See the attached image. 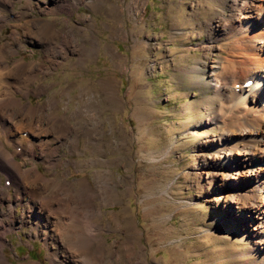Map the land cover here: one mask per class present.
Listing matches in <instances>:
<instances>
[{
  "label": "rangeland",
  "instance_id": "1",
  "mask_svg": "<svg viewBox=\"0 0 264 264\" xmlns=\"http://www.w3.org/2000/svg\"><path fill=\"white\" fill-rule=\"evenodd\" d=\"M42 2L50 8L59 4ZM72 2L67 0L68 10L54 9L56 14L49 15L27 7L24 0L0 6V46L9 41L12 30L24 45L4 62L11 67L15 59H22L34 70L30 74L35 80L29 84L21 82V73H13L18 85L11 88L12 97L29 107L42 125L50 127L54 119L49 117L67 120L62 128L69 132L73 125L77 134L73 145L67 139L53 140L49 129L44 138L58 146L53 166L41 161L44 146L32 150L33 162L29 143L23 142L13 157L19 169L34 163L43 180L58 182L60 191L75 202L67 206L60 195L61 211L69 214L74 208L79 222L87 219L84 214L97 212L92 223L100 227L101 238L92 254L101 264L251 262L254 256L247 250L241 223L232 220L237 213L217 202L220 190L214 188L212 166L218 158L213 145L225 128H233L229 129L231 123L206 121L221 102L213 100L210 67L222 62L228 47L227 34L209 35V22L217 24L220 17L226 22L225 0ZM15 19L34 24L44 20L66 45L75 38L67 60L57 57L60 63L54 66L50 64L56 57L42 59L40 46L24 41L22 24ZM51 34L43 36V44ZM190 67L198 73L189 72ZM0 93L6 95L7 89L1 87ZM10 108L19 115L18 107ZM74 112L76 118L69 119ZM3 119L11 126V136L24 134L13 127L16 121ZM0 140L4 142L2 136ZM4 151L12 154L14 149L5 146ZM9 183L0 170V220L16 203ZM24 215L27 212L18 204L5 221L16 225ZM31 235L28 222L5 235L7 264H73ZM49 253L58 258L49 259Z\"/></svg>",
  "mask_w": 264,
  "mask_h": 264
},
{
  "label": "bare ground",
  "instance_id": "2",
  "mask_svg": "<svg viewBox=\"0 0 264 264\" xmlns=\"http://www.w3.org/2000/svg\"><path fill=\"white\" fill-rule=\"evenodd\" d=\"M7 1L10 3L12 0ZM7 1L0 0V6L3 7ZM42 1L24 0L27 7L44 15L56 14L55 11L60 8L68 10L67 0H59V4H53L51 8L44 6ZM77 4V0H73L72 5ZM225 5L229 12L226 22L222 17L217 18V24L209 22V35L215 36L218 31L227 34L225 45L228 47L222 62L216 61L210 67L208 83L213 100L217 97L221 102L217 105V110L207 116L206 121L218 126L231 123L229 129H233L229 131L225 128V133L220 134L213 145L218 158L217 163L212 166L214 188L220 190L217 202L229 213L235 209L236 219L234 217L232 220L237 224L241 223L249 245L247 250L254 256L251 262L241 261L240 264H264V0H225ZM3 20L0 14V23ZM15 20L14 23L21 22L19 19ZM32 22L29 20L20 23L24 41H31L37 47L40 46L42 59L46 58L49 62L50 57H56L55 62L50 65L55 66L60 63L59 60H67L68 53L72 52L75 45V38H69L66 45L63 42L64 37L53 26H44L45 21L42 19L37 22L39 24ZM50 31L51 35H54L43 44V36ZM9 37V41L0 46V88L7 89V96L0 93V136L4 140H0V170L6 180H10L9 186L14 189L16 203L7 208L10 215L6 214V217L0 220V264H7L3 256L5 235L19 230L27 222L32 238L39 239L48 251L54 247L55 253L61 251L73 264H101L97 254H92L101 238L100 227L92 223L97 212L91 216L84 214L87 219L83 222L76 219L74 208L69 210V214L62 212L60 195L65 197L67 206L74 205L75 202L71 200L73 196H65L60 191L58 182L52 185L50 181L43 180V175L37 171L34 163H31L32 168L21 170L13 159L17 155L16 151H20L18 148L22 143L27 142L30 152L28 156L33 162L34 158L30 155L32 150L36 146H44L48 153L42 151L41 161L53 166L56 159L52 158L58 146H52L51 141L44 138L49 134V129L53 130V140L67 139V142L73 145L76 144L77 134L73 125L69 132L62 128L63 125H68L66 119L64 121L49 117L54 119L50 127L42 125L43 121L34 120L35 114L29 107L20 105L16 98L12 97L15 91H11V88L14 89L18 85L15 80H18V77L12 78L14 72L25 76V79H20L25 84L35 79L30 74L34 70L26 66L22 59H15L11 67L4 62L6 56L17 54V50L24 46L20 44L16 30H12ZM189 72L198 73L194 68ZM248 81H251V85L245 86ZM12 105L19 108V115L10 108ZM76 115L75 112L72 113L69 119L76 118ZM3 116L16 121L13 127L18 131L22 129L20 132L24 134L17 138L16 135L11 136V126ZM24 116L26 118L23 120ZM27 136L35 137L36 140L27 141ZM5 146H12L14 152L6 154ZM217 170H222V174L217 176ZM54 187L57 188L54 190ZM247 190H250V193H246ZM18 204L27 215L20 217L16 225L13 221H5L13 215ZM50 255L57 257L49 253V259ZM50 261L54 264L55 260ZM67 262L58 261L56 264Z\"/></svg>",
  "mask_w": 264,
  "mask_h": 264
}]
</instances>
